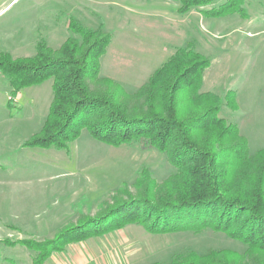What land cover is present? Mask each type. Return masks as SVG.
I'll return each mask as SVG.
<instances>
[{
    "label": "rangeland",
    "instance_id": "374dc122",
    "mask_svg": "<svg viewBox=\"0 0 264 264\" xmlns=\"http://www.w3.org/2000/svg\"><path fill=\"white\" fill-rule=\"evenodd\" d=\"M181 1L12 0L0 13V54L33 56L41 40L56 49L69 36L80 37L67 25L69 17L90 28L102 25L115 46L121 43L150 69L191 43L211 60L201 90L221 96L220 115L238 125L252 152L264 147V0H213L184 10ZM53 80L15 90L0 70V264H33L39 241L48 247L45 241L112 202L120 186L137 193L134 182L144 166L159 182L174 170L157 147L143 141L110 144L87 125L64 146L33 143L50 111ZM121 84L129 91L142 85ZM229 90L235 91L236 107L227 103ZM71 244L68 254H58L59 263L72 264L81 254L99 264H149L170 262L190 249L242 253L247 247L210 228L151 232L138 223Z\"/></svg>",
    "mask_w": 264,
    "mask_h": 264
},
{
    "label": "trees",
    "instance_id": "16d2710c",
    "mask_svg": "<svg viewBox=\"0 0 264 264\" xmlns=\"http://www.w3.org/2000/svg\"><path fill=\"white\" fill-rule=\"evenodd\" d=\"M211 1L182 0L180 8ZM70 27L80 37L71 35L56 49L41 40L33 56L0 54V70L15 90L54 78L50 111L33 143L61 147L87 125L96 138L110 144L143 141L157 147L174 170L159 182L144 166L134 182L137 193L120 186L112 202L45 241L48 247L39 241L33 264H43L70 243L129 223L151 232L200 233L210 228L247 246L242 253L190 249L175 253L170 262L149 264H264V147L252 152L238 125L220 115L221 96L201 90L211 60L191 43L178 47L145 83L129 91L100 74L99 59L112 34L102 25L90 28L75 19ZM235 95L229 90L226 96L232 107L237 105Z\"/></svg>",
    "mask_w": 264,
    "mask_h": 264
},
{
    "label": "crops",
    "instance_id": "0c3cea01",
    "mask_svg": "<svg viewBox=\"0 0 264 264\" xmlns=\"http://www.w3.org/2000/svg\"><path fill=\"white\" fill-rule=\"evenodd\" d=\"M11 1L7 4L0 5V13L2 11H4L5 8L8 7V5L11 3ZM181 3H182V1H181ZM193 10L194 9L191 8L190 13H192ZM69 19H70V17L67 19V25L70 27V20ZM113 42H114V39L112 38L108 47H107L106 52L101 57V74L103 76L112 77V78L116 79L117 81H119L125 85L140 86L145 81H147L148 78L150 77V75L153 73V71L164 62V60H161V62H158L156 67L150 69L149 65H147L146 67L143 65L144 61H142L140 63L139 61H141V60L138 59L137 57H135L134 53H130V52H128V50L124 51L122 49L123 46L121 45V43H119V45L115 46L113 44ZM162 59H164V58H162ZM130 66H135L138 68V70H133L132 68H129ZM100 236H102V235H100ZM100 236H97V237H100ZM92 237H96V236H92ZM92 237H89V239ZM81 241H83V240H81ZM78 242H80V241H78ZM78 242H73V244H76ZM66 248L63 250H60V251L53 252L45 260V262L43 264H63V263H59L57 261V260H59V258L61 260V256H59L58 254L59 253H61L63 255L68 254V251H66ZM58 256H59V258H58ZM65 258L67 259V257H65ZM70 262L72 264H75L76 262L78 264H99V263H97L96 259L94 261L93 260H87L86 257L81 256V254L80 255L78 254L77 258L73 261L71 260ZM104 264H109V261H106Z\"/></svg>",
    "mask_w": 264,
    "mask_h": 264
}]
</instances>
